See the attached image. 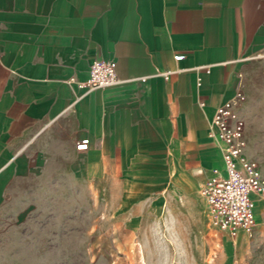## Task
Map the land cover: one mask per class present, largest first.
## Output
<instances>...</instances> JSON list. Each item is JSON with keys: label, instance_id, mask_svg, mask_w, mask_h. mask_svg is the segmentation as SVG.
<instances>
[{"label": "crops", "instance_id": "obj_1", "mask_svg": "<svg viewBox=\"0 0 264 264\" xmlns=\"http://www.w3.org/2000/svg\"><path fill=\"white\" fill-rule=\"evenodd\" d=\"M94 59L114 60L119 82L80 87ZM263 74L264 0H0V162L31 137L32 156L14 154L19 170L40 145L63 144L71 162L124 176L192 162L203 184L222 165L216 110Z\"/></svg>", "mask_w": 264, "mask_h": 264}, {"label": "rangeland", "instance_id": "obj_2", "mask_svg": "<svg viewBox=\"0 0 264 264\" xmlns=\"http://www.w3.org/2000/svg\"><path fill=\"white\" fill-rule=\"evenodd\" d=\"M240 108L246 155L264 175V74ZM30 141L14 154L32 156ZM39 147L23 170L14 154L0 162V264H264V212L234 243L211 225L192 162L124 176L71 162L63 144Z\"/></svg>", "mask_w": 264, "mask_h": 264}, {"label": "built area", "instance_id": "obj_3", "mask_svg": "<svg viewBox=\"0 0 264 264\" xmlns=\"http://www.w3.org/2000/svg\"><path fill=\"white\" fill-rule=\"evenodd\" d=\"M184 55L174 56L176 61ZM172 70L156 71L155 75L168 79ZM116 62L94 59L86 81L79 84L86 90L102 89L118 83ZM242 92L220 106L210 122V135L219 142L222 165L212 169L200 187L210 216L211 225L228 234L231 239L239 233H251L256 227L255 196L264 197V175L256 161L245 152V122L241 114ZM88 138L75 143L77 151L88 149Z\"/></svg>", "mask_w": 264, "mask_h": 264}, {"label": "bare ground", "instance_id": "obj_4", "mask_svg": "<svg viewBox=\"0 0 264 264\" xmlns=\"http://www.w3.org/2000/svg\"><path fill=\"white\" fill-rule=\"evenodd\" d=\"M262 206H264V204Z\"/></svg>", "mask_w": 264, "mask_h": 264}]
</instances>
